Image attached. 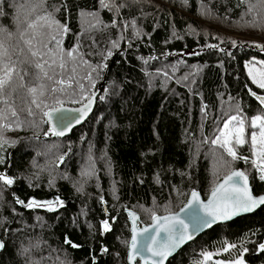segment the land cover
I'll return each instance as SVG.
<instances>
[{"label":"trees","instance_id":"trees-1","mask_svg":"<svg viewBox=\"0 0 264 264\" xmlns=\"http://www.w3.org/2000/svg\"><path fill=\"white\" fill-rule=\"evenodd\" d=\"M114 2L125 5L118 15L100 0H0V42L14 58L16 46L24 48L19 32L25 22L52 13L69 29L59 37L60 47H77L97 69L78 70L77 79L88 72L92 77L81 81L83 97L100 89L92 115L64 139H47L52 134L44 135L49 129L41 123L42 111L33 106L35 115L28 116L18 102L25 123L3 132L14 143L0 150V173L13 179L11 186L0 182V239L6 245L0 264H127L130 229L124 210L147 225L151 214L145 209L174 213L193 190L205 199L230 168L248 175L255 195L264 193V180L251 164L257 157L250 143V133H258L251 119L264 118V106L256 99L264 89L245 67L251 60L264 61V29L242 26L246 6L238 7L237 0ZM202 5L213 14H203ZM89 13H96L99 23ZM26 55L24 48L20 59ZM62 99L69 106L87 100L79 92ZM232 115L244 118L246 143L236 150L248 162L226 164L231 157L211 144ZM9 119H14L10 113ZM87 171L92 175H82ZM57 198L63 206L54 211L17 203ZM105 220L111 228L106 233ZM66 238L79 247L66 244ZM263 239L264 206L213 227L167 264H197L205 252L212 254L207 264L237 258L264 264ZM229 245L235 247L224 251ZM24 249L27 256L21 254Z\"/></svg>","mask_w":264,"mask_h":264},{"label":"snow or ice","instance_id":"snow-or-ice-1","mask_svg":"<svg viewBox=\"0 0 264 264\" xmlns=\"http://www.w3.org/2000/svg\"><path fill=\"white\" fill-rule=\"evenodd\" d=\"M100 4L102 7L114 9L117 15L120 8L125 7L123 3L115 4L114 0H100ZM237 6H246V11L241 16L242 26L264 29V0H237ZM258 8L259 11H257ZM56 11H59V9H56ZM202 13L205 15L213 14L207 5H202ZM2 14L0 12V15ZM86 15L91 16L99 23L96 13ZM245 17H248V19H245ZM25 23L26 28L19 32V38L23 42L24 48H27L28 53L23 59H20V56L23 55L24 48L17 45L18 52H16V48H13V52H16L14 58L12 52L4 43L0 42V150L3 149L4 144L14 143V141H8L4 138L3 132L13 126L19 127L25 123L20 119L17 111L18 102L20 105L19 111L26 110L28 116L35 115L33 106L41 110L43 116L49 118V120H42L41 123H48L55 113H60L55 116L56 126L45 132L44 135L46 136L49 133L54 136H64L66 130H70L73 123H80L83 117L87 115L92 103L90 97H83L84 84L81 83L82 80H92L91 72L81 76L80 79H77V76L79 74L78 70L85 65L91 68V71L97 69L79 55L77 47L71 49L60 47L62 42L59 37L69 31L67 26L61 24L52 13L37 16ZM90 27H95V25H90ZM133 27H135L134 21ZM137 35H139V31H137ZM233 46H236L235 42H233ZM209 47L214 46L210 45ZM108 55L110 56L111 52ZM249 76L252 78L253 83L264 89V79L258 80L252 75L251 71ZM77 92L88 102L82 109L75 110L79 112L78 116L69 117L67 113L73 110L57 107L56 105L64 103L62 97L75 96ZM256 99L261 106H264V96H256ZM49 100L54 103L50 105ZM70 102L79 103L80 101L72 99ZM9 113L14 119H9ZM250 127L258 129V133L257 131L250 133L252 154L257 157V159L251 160V164L260 173L259 178L264 180V118L260 115L253 117ZM205 142L208 141L205 140ZM245 143L244 118L237 115H232L225 120L220 134L211 140V144L215 148L222 149L223 153L231 157V161H224L226 164H231L239 159L248 162V158L241 156L236 150L237 146H243ZM60 160L63 162L64 157L61 156ZM221 160H223V156H221ZM0 163H3L2 156H0ZM82 175L90 176L92 171L83 172ZM0 182L11 186L13 179L0 173ZM49 183L51 184L52 181H49ZM76 190L78 192L82 191V185ZM190 195L191 199L186 207L193 209L195 205L200 204L199 194L193 190ZM17 203L23 204L26 208L47 207L48 211H54L57 205L63 206V202L58 198L55 202H37L31 199L27 203L17 200ZM260 205H264V196L255 197L252 194L249 188L248 175L244 171L230 168L228 174L224 177L223 183H214L208 203L201 205L204 216L209 217V219H202L195 212L191 214L190 219L194 225L193 231L209 227L218 219H231L242 212H251ZM145 211L151 214V228L138 229L135 225L139 217L129 212L133 223L128 253L129 264H132L137 255L143 257L145 252L150 253L152 258H156L153 260V264H164L169 255L187 240L192 239V234L188 231V224L180 219L178 215L159 216L152 209H145ZM2 225L3 221H0V226ZM102 228L105 233L111 231L109 221H102ZM65 243L70 244L73 248L79 247L67 238ZM5 247L6 245L0 242V249ZM229 247H235V245H229L223 250L228 251ZM259 248L264 251V244H260ZM243 251H246V249ZM243 251L240 256L243 255ZM21 254L27 256L29 250L24 249ZM148 259V257H144L145 264H148ZM211 259L212 254L205 252L203 253V260L198 261L197 264H207ZM28 264H31V261ZM216 264H220V262L217 261ZM228 264H243V261L237 258L235 261H229Z\"/></svg>","mask_w":264,"mask_h":264},{"label":"water","instance_id":"water-1","mask_svg":"<svg viewBox=\"0 0 264 264\" xmlns=\"http://www.w3.org/2000/svg\"><path fill=\"white\" fill-rule=\"evenodd\" d=\"M100 94V89H97L91 96V100H92V103L90 105V111H88L87 115L85 117H83V119L81 120L80 123H73L70 127V130H66L65 132V135L64 136H54V135H51L50 137H48L47 139L51 138V139H54V138H57V139H64L68 136L71 135V133L77 129L78 127L82 126L88 119L89 117L92 115L93 111H94V108H95V105H96V100L98 98ZM87 100L78 105V106H69V105H60L58 107H63L64 109H71L73 111L71 112H68L67 115L69 117H76L79 115V112L78 111H75V110H79V109H82L84 107L85 104H87ZM50 110V109H49ZM60 113H55L53 115V117L50 119V121L48 123H46L48 129L50 128H53L56 126V120H55V116L59 115ZM44 120H49V118L47 117H44ZM64 161V160H63ZM238 170V169H236ZM241 171V170H239ZM225 177V176H224ZM224 177L218 182V183H223V180H224ZM249 188L252 192V194L255 196V197H260V196H264V193L263 194H260V195H255L253 193V190H252V187H251V183H250V180H249ZM198 193V192H197ZM191 194V193H190ZM189 194L186 202L184 203V205L176 212L174 213H169V214H173V215H178L180 219L184 220L186 224H188V231L189 233L192 234V239L190 240H187L185 243H183L178 249H176L171 255H169L167 257V259L164 261V264H167V262L173 258L174 256H176V254L181 250L183 249L186 245H188L189 243H192L193 241H195L200 235H202L203 233L207 232L208 230H211L213 227L215 226H218V225H224V224H228V223H231L233 221H235L236 219L238 218H241V217H245V216H249V215H252L253 213H255L256 211H258L262 206L264 205H260L258 207H256L253 211L251 212H242L236 216H233L231 219H218L216 220L214 223L211 224V226L209 227H204V228H201L199 229L198 231H193V222L192 220L190 219V216L193 212H195L197 215H199L202 219H209V217H205L204 216V211L203 209L201 208V205L202 204H207L209 199H210V194L211 192L207 195V197L204 199L200 193L199 194V199H200V204H197L194 206L193 209H189L186 207L188 201L191 199V195ZM103 208H104V211L105 213H107V210L105 208V205L103 204ZM183 209V211H182ZM129 212H132L134 213L136 216L139 217V215L131 210H124V214L127 216V221H128V224H129V229H130V237H129V240H128V245H127V254H126V262L127 264H129V261H128V253H129V243L131 241V237H132V227H133V223H132V219L130 218L129 216ZM169 214H165V215H169ZM165 215H159V216H165ZM138 229H143L145 227H148V228H151L152 226V220L149 224L147 225H140V217L138 219V221L136 222V225H135ZM0 242H2V240L0 239ZM3 243V242H2ZM262 244H264V239L262 241ZM3 251V249H0V253ZM144 257H148V264H153V260L156 259V258H152L150 256V253H147L145 252L144 253V256H140V255H137L136 259L132 262V264H145V260H144Z\"/></svg>","mask_w":264,"mask_h":264},{"label":"rangeland","instance_id":"rangeland-1","mask_svg":"<svg viewBox=\"0 0 264 264\" xmlns=\"http://www.w3.org/2000/svg\"><path fill=\"white\" fill-rule=\"evenodd\" d=\"M251 38L252 37H249L248 39H251ZM255 40L257 42H260V40H257V39H255ZM246 65H247V67H246ZM246 65H245L246 72L248 74V77L251 79V81H252V78L249 76L250 71H251L252 75L255 76L258 80L264 79V61H262V60H251ZM85 155L86 154H83L81 156V158L83 159V157H85ZM101 227H102V225H101ZM102 230H103V228H102ZM220 264H228V263H220Z\"/></svg>","mask_w":264,"mask_h":264}]
</instances>
